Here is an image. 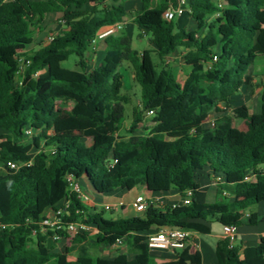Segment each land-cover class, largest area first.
Here are the masks:
<instances>
[{
	"label": "trees",
	"instance_id": "trees-1",
	"mask_svg": "<svg viewBox=\"0 0 264 264\" xmlns=\"http://www.w3.org/2000/svg\"><path fill=\"white\" fill-rule=\"evenodd\" d=\"M125 1L0 0V165H23L18 172H0V225L5 227L0 232V264H202L201 255L188 247L178 252L177 260L157 263L148 234L170 227L209 235L211 229L203 222L238 228L264 223L255 213L242 221L244 213L264 204V83L259 114L242 106L214 128L203 126L211 111L224 112L219 105L229 108L244 86H252L250 67L264 56V0H222V9L211 0H193L190 14L197 32L164 19L177 0H158L155 8L153 0H141L142 10L132 14L143 31L140 39L150 35L161 63L183 50L188 71L184 80L169 66L159 71L151 52L133 49L124 29L94 43L101 32L130 15ZM52 15L58 16L62 30L48 45L30 50ZM98 44L104 57L91 68ZM73 56L76 69L64 68ZM23 57L30 65L24 85L16 88ZM124 63L133 67L141 87L140 109L134 111L127 138L119 136L128 104L122 95ZM149 111L155 112L156 126L147 136L137 135ZM238 120L245 124L243 136L234 125ZM28 128L37 133L31 142L25 136ZM203 171L213 180H224L216 186L214 204L196 202L197 175ZM250 173L253 180L247 182ZM68 178L86 184L93 197L136 188L152 195H193L189 206L150 203L142 217L106 219V210L84 204L71 191ZM59 209L64 210L65 226L83 224L97 233L71 236L49 228L43 234L42 222ZM54 235L69 240L71 249L79 250L78 259L52 253L48 241ZM92 238L95 244L90 245ZM119 242L127 252L115 260L91 258L88 251L89 245ZM216 256L217 264H264V238L244 249L225 239L217 244Z\"/></svg>",
	"mask_w": 264,
	"mask_h": 264
},
{
	"label": "rangeland",
	"instance_id": "rangeland-1",
	"mask_svg": "<svg viewBox=\"0 0 264 264\" xmlns=\"http://www.w3.org/2000/svg\"><path fill=\"white\" fill-rule=\"evenodd\" d=\"M106 4L112 3V0H105ZM132 4V3H131ZM88 9L90 7H87ZM131 17V16H130ZM133 17V16H132ZM131 23H133L131 21ZM44 26H46V32L44 34H38L36 37V42L34 45L30 48L32 51H36L40 49L41 47L45 46L44 44L49 42L50 37H55L57 34L62 30V27H60V20L58 16L52 15L49 16L47 20L44 22ZM126 32V30H123ZM127 33V32H126ZM129 35L132 37L133 40V49L137 50L140 53H144L145 51L151 52V59L157 66V69L160 71L164 67L169 66L173 69H175L178 73V76L181 80H184L186 78V75L188 73L185 65L183 64V60L181 59V55L172 57L168 62L161 63L157 54L154 51V47L150 45L149 39L150 35L143 36L142 39H140V36L143 35V31L139 27H135L134 31L128 30ZM49 44V43H48ZM47 44V45H48ZM99 45V44H98ZM76 63L77 58L75 56L71 57L70 60L63 64L64 68L67 69H76ZM98 65V59L96 58L95 61L91 64V68ZM250 71H252L255 75L261 76L264 78V56H259L254 64L250 67ZM120 72L123 76V91L122 95L128 98V104L125 107V122L123 124V128L121 132L119 133L120 137H130V129L133 122V116L134 111L139 110L140 106V99H141V87L136 83L135 81V72L133 67L129 63L122 64L120 68ZM256 76V77H257ZM254 77V78H256ZM253 78V79H254ZM253 89H250L249 86H244V90L238 94H236L232 98L231 106L229 108H226L223 110L224 112L219 113L216 111H211L213 114L211 117H209L206 120V128H213L212 123L216 122L225 117V116H232L233 110L238 107L244 106V103H247L251 109V112L253 114H259L261 111L259 109L260 104V98L262 95V91H260V88L262 87V83L258 81H252ZM248 97V98H247ZM246 106V105H245ZM142 124L140 125L139 130L136 132L137 135H143L147 136L150 134V132L155 128L156 124L154 122V117H148L143 115L142 117ZM235 126L239 128L240 132L242 133V136L245 133L246 128L242 124L241 121H236ZM37 136V133L34 134ZM33 135V136H34ZM32 137L28 138L27 141L31 142ZM4 142V133L0 134V144ZM238 143L240 141H237ZM80 186L83 190V192L89 193L85 190L83 187V182L80 183ZM133 192H139V188L134 189ZM122 194V193H120ZM126 194V193H124ZM131 194V193H128ZM116 195H106V197L103 199H100V206L97 207L98 210H105V206H111L114 208V204L116 203ZM84 204H88L89 201L81 200ZM63 207H67V203L65 202L63 204ZM91 207V206H90ZM130 206L128 207V209ZM131 211L128 214L123 213L120 211V207L114 208L112 211H104V217L106 219H118V218H133V217H142L144 213L137 212L136 210L130 208ZM256 209V208H254ZM218 227V225H215ZM241 228V227H240ZM48 232V230H47ZM47 234V233H46ZM96 233H93L91 236L93 237ZM35 239H33L34 243ZM32 243V245H33ZM95 244V240L92 238L90 240V245ZM88 246V251L90 253L91 258H104V259H110L115 260V258L119 254H125L127 252V249L124 244H117L115 246H101L99 248H93L92 246ZM73 246L72 243L66 242V241H54L53 238H49L48 241V247L51 250L52 253H59L64 254L68 256L69 260L78 259L79 250L73 251L71 247ZM130 258H132L131 255H129ZM82 261H89V259H80Z\"/></svg>",
	"mask_w": 264,
	"mask_h": 264
},
{
	"label": "crops",
	"instance_id": "crops-1",
	"mask_svg": "<svg viewBox=\"0 0 264 264\" xmlns=\"http://www.w3.org/2000/svg\"><path fill=\"white\" fill-rule=\"evenodd\" d=\"M178 1V0H177ZM193 0H187V12L181 16L176 18V24L179 28L185 29L188 32H197L198 27L196 21L192 18L190 14V4ZM221 0H211L214 4H218ZM132 3V4H131ZM158 4V0H153L151 4V8H155ZM126 9L128 12H130V15H128L125 18V21L123 23V29L126 30L128 36L132 39V37L129 35L128 30L134 31L135 27L137 25L133 22L134 17H132L134 13L139 12L142 10V2L141 0H126L125 1ZM131 16V17H130ZM49 17V16H48ZM46 18V20L48 19ZM216 16L210 17L208 20V23H212L215 20ZM131 21L133 23H131ZM46 30L41 33L44 34ZM203 31H200L199 34H203ZM36 42V39H35ZM48 43L46 42L44 45L46 46ZM155 50V48H154ZM182 54V55H181ZM181 55V59L183 60V57L185 55V52L183 50H178L176 51L173 55L168 56L165 59V62H168L172 57ZM104 57V47L100 44L96 48V53L93 55L91 64L95 61V59H98V65L102 61ZM97 65V66H98ZM95 66V67H97ZM93 67V68H95ZM249 75L256 77L252 71L249 70ZM260 81L261 83H264V78L261 76H257L256 78L253 79V81ZM250 89H253V85L249 86ZM244 88H242V91ZM260 91H262V87L260 88ZM248 98V97H247ZM260 104H261V98H260ZM246 107H249L247 103L243 104ZM259 109L261 111L262 107L259 106ZM251 111V109H250ZM252 113V112H251ZM213 112H210L207 115V118L204 121L203 126L205 127L206 125V120L211 117ZM253 114V113H252ZM231 117V116H229ZM236 122V121H235ZM242 124L245 127V124L242 122ZM235 125V123H234ZM206 128V127H205ZM239 130L238 127L235 126ZM240 131V130H239ZM242 134V133H241ZM197 183L200 184V190L196 195V202L199 204H214L216 202V186L214 185V180L213 176L209 171H203L198 173L197 175ZM84 185V184H83ZM84 188L87 192H89L88 186L85 184ZM134 191V190H133ZM121 192L117 191L113 193L116 195V203L114 204V208H119L120 211H122L125 214L130 213L131 209H133L132 205L136 202L138 197H143L147 200L148 203L156 204L157 206H172V205H180L182 202V197L180 193L178 192H170L166 194H157V195H152L144 190L139 189V192ZM122 193V194H120ZM126 193V194H124ZM131 193V194H128ZM89 203L87 205L91 207H99L101 202L100 199H104L106 196H91L89 193H86ZM130 208L128 209V207ZM249 215L251 213H255L258 215L259 218H264V204L261 206L256 207V209H252L251 211L246 212ZM204 225L209 227L211 229V234L209 235H201L199 233H194L191 232V239L188 243V248L190 249L191 253H196L198 252L201 255L202 259V264H217V256H216V246L220 241H223L226 239L224 232H223V227L220 226L216 222H203ZM218 225L216 227L215 225ZM161 229L153 228L150 233L148 234L149 236L156 235L158 231ZM90 233L91 235L93 233H97V231L93 228H90ZM264 238V223H260L257 226H249L245 225L241 228H239L236 236L233 238V246L235 247H240L242 249L246 247H254L257 246L260 240ZM132 258H129L132 260L134 259V256L131 255ZM151 256L152 258L157 262V263H167L171 261H175L178 258V252H166V251H160V250H151Z\"/></svg>",
	"mask_w": 264,
	"mask_h": 264
},
{
	"label": "built area",
	"instance_id": "built-area-1",
	"mask_svg": "<svg viewBox=\"0 0 264 264\" xmlns=\"http://www.w3.org/2000/svg\"><path fill=\"white\" fill-rule=\"evenodd\" d=\"M187 0H178L175 7L169 8V10L164 14V19L168 22L174 21L176 18L183 16L187 12ZM219 9L223 8V2L222 0L217 4ZM219 16V14L217 15ZM123 30V24H118L113 27H109L105 29L103 32H101L96 41L94 43H97L103 39H105L107 36L115 34L119 31ZM54 40V37L49 38V42H52ZM218 58L215 56L214 61H217ZM20 67L18 72L15 75L14 79V86L16 88H20L24 85L23 78L25 76L26 69L30 65V61L26 59L25 57L20 59ZM219 108L221 110H224V107L222 105H219ZM146 116L148 117H154L155 112L149 111L146 113ZM211 127H215V122L212 123ZM35 132L32 129H26L25 136L26 138H31ZM22 164H17L13 162H7L0 165V172H8V171H14L18 172ZM262 173H264V166L260 169ZM247 182H250L253 180L252 173L248 174L246 179ZM68 183L70 184L71 191L78 194V197L80 200H86L89 201L87 195L83 192L81 186L78 183H75L72 178H68ZM224 180L222 177H217L214 180V185L217 186L218 184H223ZM223 194L225 196H228L227 191H224ZM192 192L188 191L186 193V196L182 198V202L180 205L189 206L191 204V198H192ZM150 203L147 202V200L143 197H138L136 202L132 205L133 209L137 212L145 213L148 205ZM180 205H172L173 208H176ZM106 211H112L114 208L111 206H105L104 208ZM64 216V210L59 209L55 212H50L46 219L42 222V233L46 234L47 230L50 228L52 230L58 229V230H65L70 234L71 236H76L78 234H82L84 232H90V228L88 226H85L83 224H69L65 226L63 224L62 218ZM250 215L248 213H244L242 215V221L248 220ZM5 229L4 226L0 225V232ZM239 228L237 226L231 225V226H224L223 232L226 237V239H230L233 242V238L236 236ZM33 235H36V232L33 233ZM54 241H63L62 238H60L57 235H54L52 237ZM191 239V232L187 231L185 229L181 228H162L156 235H152L148 237V245L150 250H160V251H166V252H182L188 247V243ZM66 242H69V240H66ZM118 244H122L119 242ZM233 245V244H232Z\"/></svg>",
	"mask_w": 264,
	"mask_h": 264
}]
</instances>
